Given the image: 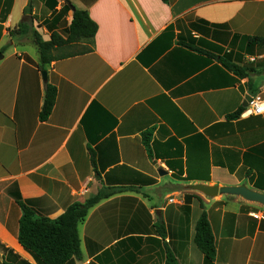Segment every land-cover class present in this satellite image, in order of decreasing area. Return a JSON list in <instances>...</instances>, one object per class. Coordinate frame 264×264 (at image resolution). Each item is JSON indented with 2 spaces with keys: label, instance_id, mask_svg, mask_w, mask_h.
Listing matches in <instances>:
<instances>
[{
  "label": "crops",
  "instance_id": "0c3cea01",
  "mask_svg": "<svg viewBox=\"0 0 264 264\" xmlns=\"http://www.w3.org/2000/svg\"><path fill=\"white\" fill-rule=\"evenodd\" d=\"M67 1L40 22L45 40L66 38L72 6L99 29L92 44L55 52L45 81L38 48L17 51L27 36L11 34L39 5L30 13L34 0H0V264H39L18 241L17 196L57 219L110 188L79 226L81 256L70 264H165L168 251L179 264H205L194 242L201 205L215 264L251 261L260 235L262 257L259 203L188 186L264 195V112L243 106L247 96L264 100V0ZM48 85L57 99L42 121Z\"/></svg>",
  "mask_w": 264,
  "mask_h": 264
},
{
  "label": "trees",
  "instance_id": "16d2710c",
  "mask_svg": "<svg viewBox=\"0 0 264 264\" xmlns=\"http://www.w3.org/2000/svg\"><path fill=\"white\" fill-rule=\"evenodd\" d=\"M53 8L58 0H50ZM67 1V0H64ZM168 4L170 0H162ZM68 2V1H67ZM68 8V6H66ZM98 25L85 10H75L70 28L66 31V38L54 31L50 40H45L37 31L24 22L11 31L12 35L28 36L32 34L34 44L40 54V66L45 71L47 65L61 59L55 55L58 50L77 45L80 43L92 44L98 32ZM250 42L262 41L250 38ZM90 47L83 46L79 54L85 53ZM4 50H2L3 52ZM73 54V53H72ZM220 62L230 71L242 77H247L244 68L221 59ZM57 89L48 85L45 92L44 104L40 112L42 121L48 120L56 103ZM245 108L231 115L230 118H237ZM148 140V138H147ZM115 194L113 188L100 190L96 195L85 202L72 204L63 215L57 219L39 217L35 211L20 196L16 202L22 209V217L19 225L18 241L20 245L38 260L39 264H70L73 259L81 256V241L79 226L86 220L92 208L103 200ZM203 211L196 225L194 242L197 248L204 255L205 264H215L217 257V247L208 215L201 205ZM158 231L160 237H164L163 228ZM3 264H12L4 262ZM165 264H179L174 255L168 251Z\"/></svg>",
  "mask_w": 264,
  "mask_h": 264
},
{
  "label": "rangeland",
  "instance_id": "374dc122",
  "mask_svg": "<svg viewBox=\"0 0 264 264\" xmlns=\"http://www.w3.org/2000/svg\"><path fill=\"white\" fill-rule=\"evenodd\" d=\"M41 4H43L42 8H41ZM35 5H39V8L37 10V15L36 16H31L30 18H27V22L28 24L33 26V30H38L40 33L42 32V24H40V22H43L44 20H46L47 15L49 14L48 9L52 10L53 9V4L51 3L50 0H34V3H30L29 6L27 7L26 10H30V13H32L33 11V7ZM41 8V9H40ZM20 43H24V44H20ZM17 44L16 49L17 51H25L28 52L32 55H37L38 51H37V47L34 44L33 41V37L32 34L28 35L27 37H25V39H23L22 42H20ZM10 47V46H9ZM80 50V48L78 49H73V51H78ZM13 51V50H11ZM260 205H257L258 208H264V205L259 203ZM258 220H264V216L261 215L260 218L257 217ZM261 239L262 236L260 235L258 237V243H257V250L255 252L254 257L251 259V261L246 262L245 258L241 259V257L239 258L238 262H236V264H264V250L262 252V257L258 256V248L261 245ZM223 253V252H222Z\"/></svg>",
  "mask_w": 264,
  "mask_h": 264
},
{
  "label": "water",
  "instance_id": "95a60500",
  "mask_svg": "<svg viewBox=\"0 0 264 264\" xmlns=\"http://www.w3.org/2000/svg\"><path fill=\"white\" fill-rule=\"evenodd\" d=\"M73 10L75 11L74 7L72 6ZM3 59V54L0 53V60ZM43 79L47 81V71L42 72ZM251 96L246 97V101L244 102L243 106L248 107L249 102L251 101ZM160 175H165L163 171H159ZM188 188L192 191L199 192L206 197L215 198L220 194H234V195H241L245 199L257 203H261L264 205V195L253 192L245 187H236V188H220L219 186H207L202 184L197 185H190Z\"/></svg>",
  "mask_w": 264,
  "mask_h": 264
},
{
  "label": "built area",
  "instance_id": "2783aa9c",
  "mask_svg": "<svg viewBox=\"0 0 264 264\" xmlns=\"http://www.w3.org/2000/svg\"><path fill=\"white\" fill-rule=\"evenodd\" d=\"M248 107L251 113L260 114L264 112V100L261 97L256 96L251 99V101L248 104ZM252 215L256 217L255 214H252Z\"/></svg>",
  "mask_w": 264,
  "mask_h": 264
}]
</instances>
